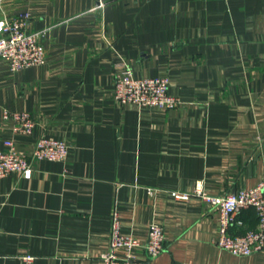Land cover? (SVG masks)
I'll return each mask as SVG.
<instances>
[{"label":"crops","instance_id":"0c3cea01","mask_svg":"<svg viewBox=\"0 0 264 264\" xmlns=\"http://www.w3.org/2000/svg\"><path fill=\"white\" fill-rule=\"evenodd\" d=\"M27 11L41 65L0 67V148L8 112L27 111L32 135L62 139L64 161L30 159L32 174L0 177V264H105L111 212L163 249L147 264H264V248L236 255L217 245V209L170 190L247 189L264 175V0H2ZM1 15V12H0ZM122 64L137 77L167 76L173 108L119 104ZM155 188L150 195L147 188ZM243 232L257 225L240 212ZM132 253L144 258L141 248Z\"/></svg>","mask_w":264,"mask_h":264},{"label":"built area","instance_id":"2783aa9c","mask_svg":"<svg viewBox=\"0 0 264 264\" xmlns=\"http://www.w3.org/2000/svg\"><path fill=\"white\" fill-rule=\"evenodd\" d=\"M0 0V67L10 72H18L29 66H38L44 62L45 49L39 41V32L28 29L30 14L21 11L7 14ZM167 76L137 77L129 66L122 68L113 81L112 94L119 104L134 103L138 106H159L173 108L179 98L169 92ZM2 117L11 120L10 135L3 138L0 148V177L11 172L29 178L32 168L29 160L64 161L69 147L59 138L40 136L28 147L18 146L15 136H30L34 131V120L27 111L8 112L3 110ZM150 195L155 188H147ZM170 196L176 201L186 202L192 196L217 209L218 237L217 245L236 255H248L264 248V175L254 186L247 189L229 190L221 194H209L203 183L198 182L191 191L170 190ZM252 209L257 217L253 229L232 233V225L241 226L240 212ZM162 228L151 224L146 242H141L129 234H123L119 227L116 208L111 212L109 249L103 254L105 264H147L150 258L157 256L163 249ZM141 248L144 258L135 256L133 249ZM25 264H32L33 256H23Z\"/></svg>","mask_w":264,"mask_h":264},{"label":"water","instance_id":"95a60500","mask_svg":"<svg viewBox=\"0 0 264 264\" xmlns=\"http://www.w3.org/2000/svg\"><path fill=\"white\" fill-rule=\"evenodd\" d=\"M262 147H263V149H264V145H263Z\"/></svg>","mask_w":264,"mask_h":264}]
</instances>
